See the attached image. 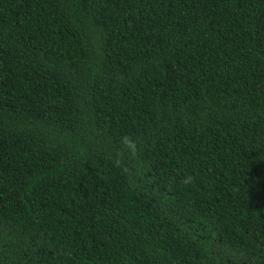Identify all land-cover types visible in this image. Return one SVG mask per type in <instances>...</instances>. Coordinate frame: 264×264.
I'll list each match as a JSON object with an SVG mask.
<instances>
[{"label":"trees","instance_id":"trees-1","mask_svg":"<svg viewBox=\"0 0 264 264\" xmlns=\"http://www.w3.org/2000/svg\"><path fill=\"white\" fill-rule=\"evenodd\" d=\"M0 264H264V0H0Z\"/></svg>","mask_w":264,"mask_h":264},{"label":"clouds","instance_id":"clouds-1","mask_svg":"<svg viewBox=\"0 0 264 264\" xmlns=\"http://www.w3.org/2000/svg\"><path fill=\"white\" fill-rule=\"evenodd\" d=\"M122 143L124 147L131 151L132 153H135L137 151V142L133 140L131 137L125 136L122 138Z\"/></svg>","mask_w":264,"mask_h":264}]
</instances>
